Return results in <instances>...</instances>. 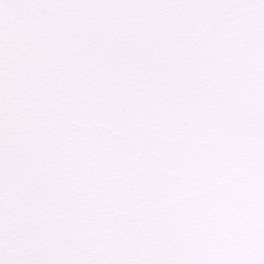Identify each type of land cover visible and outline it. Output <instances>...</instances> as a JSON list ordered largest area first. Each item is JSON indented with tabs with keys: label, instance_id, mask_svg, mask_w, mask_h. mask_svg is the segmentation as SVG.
Listing matches in <instances>:
<instances>
[{
	"label": "snow or ice",
	"instance_id": "1",
	"mask_svg": "<svg viewBox=\"0 0 264 264\" xmlns=\"http://www.w3.org/2000/svg\"><path fill=\"white\" fill-rule=\"evenodd\" d=\"M0 264H264V0H0Z\"/></svg>",
	"mask_w": 264,
	"mask_h": 264
}]
</instances>
